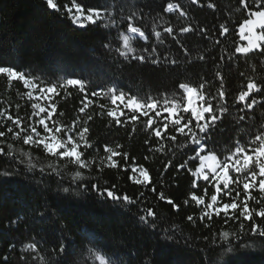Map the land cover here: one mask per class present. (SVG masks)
<instances>
[{
    "label": "trees",
    "instance_id": "1",
    "mask_svg": "<svg viewBox=\"0 0 264 264\" xmlns=\"http://www.w3.org/2000/svg\"><path fill=\"white\" fill-rule=\"evenodd\" d=\"M56 2L60 5V12L49 9L46 0H0V66H15L17 70L43 77L46 82L56 81L62 76L88 81L86 91L89 99L96 103L86 113H79L84 93L76 87H69L67 93L70 95L62 90L61 96L56 97L57 112L64 113V116L57 115L56 118L70 125L79 116V126L82 127L87 116H93L88 124L93 148L87 150L86 156L95 158L100 164L101 157L107 155L104 145L115 148L120 144L123 147L119 151L127 152L128 159L114 157L116 167L105 166V161L99 169L96 165L83 169L85 179L77 183L88 184L91 181L101 188L115 185L113 190L117 194H127L137 203H116L98 196L94 191L77 189L76 183L71 181L75 166L65 168L63 161L58 163L55 158L45 156L42 149H29L22 141H13L9 134L4 139L13 143L15 157L0 156V172L8 170L16 174L0 176V258L8 256V264H44L31 259L35 253L21 251L24 243L35 240L47 264H92L87 249L94 247L109 253L114 264H264V238L241 234L239 239H235L230 235L229 244L219 237L221 230L238 232V222L230 221L225 225L222 216L213 217L212 222L205 221L209 225L205 227L199 219L195 223L186 219L188 215L198 218L201 208L191 201L185 206L184 200L192 191L203 194L205 184L200 181V188L192 189L194 178L188 168L194 170L198 159L189 161L186 168L177 167L188 156L194 155L190 148L178 147L186 142L184 137L178 135L175 144L166 136L160 140L150 131H144V117L136 125L135 132L132 123L117 126L106 114L98 115L101 111L98 104L112 107L110 99L90 95L91 91H99L102 87L116 86L141 96L152 94L162 100L165 93H178L179 83L198 86L204 81L208 82L206 91L214 95L219 87L215 65L220 62V56L234 52L235 46L242 43L238 34L239 24L246 17L239 0H199L197 4H193L192 0H77L85 8L115 9L114 15L122 12L127 16L135 11L142 16L146 33H151L153 22L158 24V31L171 23L177 33L180 27L191 24L193 32L177 36L183 48L164 34L165 42L158 50L170 53L178 62L163 67L123 61L114 51L120 43L115 28L93 25L80 28L71 23L64 10V5L71 4V0ZM168 2L179 3L188 16L180 18L178 13L164 12ZM209 3H214L215 8H209ZM221 23L230 29L226 37L219 35ZM121 28H126V23ZM200 28L205 29L206 34H201ZM217 39L221 44L215 43ZM109 43L112 44L111 51L105 48ZM157 43L152 36L148 41H136V46L150 48ZM184 48L189 49L192 57L205 55V60L188 63ZM219 70L225 76V100L229 112L219 122L208 143L218 155L223 156L226 154L225 146H231L239 137V129H246L249 125L259 128L264 123V107L257 105L253 111L241 112L243 105L235 101L239 92L244 90L248 77L264 82V56L253 53L247 58L238 55L232 61L225 59ZM241 72L244 76L240 75ZM26 91L18 81H14L9 88L6 78L0 76V108H9L12 115L23 117L25 124L31 115L30 105L34 102L24 95ZM241 114L246 119L237 124L236 118ZM6 126L0 131L6 130ZM169 134L175 133L170 129ZM145 140L149 142L145 144ZM160 143L165 144V149L155 151ZM3 146L7 151L6 144ZM21 151H31V162L37 165L34 170L28 171V160L21 157ZM169 161L172 164L165 170ZM49 164L57 168L59 176L48 168ZM139 165L149 171L152 183L148 187L134 182L136 173L132 172V167ZM41 167L46 169L44 173L40 172ZM64 187H70L72 191L65 193L62 191ZM152 188L156 191L153 192ZM140 192H144L143 197L139 196ZM161 192L180 205L179 211L169 205L167 199L158 198ZM211 194L210 188L209 196ZM253 195L259 196V193L254 192ZM45 206L52 211L41 217L35 210H43ZM148 207L157 214L158 227L155 230L145 227L138 220L141 209ZM18 216L22 219L16 225H10L9 221ZM257 222L264 226V222ZM250 223L246 222V227ZM163 229L169 230L168 234L173 237L171 240L163 239ZM61 243L65 244V251H53ZM10 245H15V250H11ZM233 246L235 251L228 254L227 249ZM21 255H26L27 259L22 260Z\"/></svg>",
    "mask_w": 264,
    "mask_h": 264
},
{
    "label": "snow or ice",
    "instance_id": "2",
    "mask_svg": "<svg viewBox=\"0 0 264 264\" xmlns=\"http://www.w3.org/2000/svg\"><path fill=\"white\" fill-rule=\"evenodd\" d=\"M193 4L199 3V0H192ZM47 7L56 12H60V5L56 0H46ZM240 7L243 9V14L246 18L239 24L240 39L246 41L244 44H237L234 52L227 53L226 56H220L219 63L215 65V78L219 81V87L216 93L210 94L206 91L207 81L199 83L198 86L190 83H179V92H173L171 95L164 94L161 100L158 96L146 94L141 96L133 94L131 91L120 89L116 86L100 88L99 91H91V97L109 98L112 107H108L104 103H99L98 107L101 110L98 115H105L114 121L115 125L121 126L128 123L133 124V132L136 131V125L140 122L141 117L146 118L144 131H150L151 134L160 140L166 139L173 144L177 142V136L184 137L186 142L179 144V148H190L194 155L188 158L178 168H186L189 161L199 160L198 165L193 170L188 168L192 181V189L200 188V181H203L205 186L202 193L198 195L196 191L189 194V198L184 200V205L188 206L189 201L193 202L196 207L201 208L199 217L188 215L186 219L189 222L195 223L197 219L208 227V223L213 221V217H223V223L227 225L230 221L239 223V231L229 233V231L221 230L219 237L231 243L229 237L239 239L240 235H251L253 237L264 238V226L257 221L264 222V123L259 128L255 125H249L246 129H239V137L233 141L231 146H225V155L217 154V151L209 145L212 140L213 133L219 127V122L229 112L226 104L225 92V76L219 70L225 59L232 61L236 56L249 57L250 54L264 56V0H239ZM209 8H215L214 3L207 5ZM64 10L67 13V18L72 24L86 28L89 25L103 27L105 29L115 28L118 33L119 46L114 48V51L123 58V61L131 63L136 61L139 64L150 63L154 66L163 67L164 65H175L177 59L172 58L171 54H165L159 51L160 45L165 42V36L170 37L182 48L184 47L181 40L177 38L178 34L183 35L194 31L191 24L179 28L178 33L174 29L173 24L168 23L162 31H158V24L152 23L151 33H146L145 24L141 15L133 11L127 16L122 12H114L117 10L108 7H88L77 0H71V4H65ZM239 10V9H238ZM166 13H178L180 18L188 16L179 3L168 2L163 9ZM119 15V19H117ZM161 21L163 18H158ZM126 23V28H121V25ZM219 35L226 37L230 29L226 24L219 25ZM201 34H206V30L199 29ZM152 36L158 42L156 45L149 47L136 46V41H148ZM217 45L221 41H215ZM105 48L113 50L112 44H106ZM184 55L188 57V63L196 61H204L205 55L190 56L189 49L184 48ZM244 76V73H240ZM0 76L7 80V85L10 88L14 81L21 82L23 87L27 89L24 95L31 101V115L28 117V122L25 124L24 118L19 115H12L9 108H0V128L6 126V130L0 131V156L14 158L13 143L6 142L4 138L11 135L13 141H22L24 146L29 149H42L43 154L47 157L55 158L59 163L63 161V167L69 165L75 166L76 170L71 175V181L76 183L77 189L85 191H94L98 196H103L105 199L125 205H135L136 199H133L127 194H117L113 189L105 187L101 188L98 183L91 181L88 184L77 183L85 179L83 169H89L93 165L99 169L101 165L107 161L105 166L116 167L117 162L114 157L122 156L124 160L128 159V153L119 151L123 146L117 144L115 148L105 144L104 152L107 154L101 157L100 164H97L95 158L89 159L86 156L87 150L93 148V143L89 138L90 128L89 121L93 120V116L88 115L87 119L81 124L79 116L74 119L71 124L62 123L57 119V115L64 116L63 112H57L56 97L61 96L62 90L67 93L69 87H76L81 93H84V99L80 101L81 107L79 113H86V110L96 103L95 100L89 99V94L86 89L89 87V82L79 78L59 77L56 81H45L43 77L26 73L17 70L15 66H0ZM203 80V77H201ZM70 95V93H67ZM238 104L243 105L241 112L253 111L257 105L264 107V82L248 77L244 90H241L235 97ZM215 102V103H214ZM10 107V106H9ZM19 109V105L16 106ZM123 118V119H121ZM246 116L241 114L236 118V123L240 124L245 121ZM11 122L8 124L7 122ZM170 129L175 134H169ZM255 129V131H253ZM167 134V135H166ZM149 141L145 140V144ZM6 144L7 151L3 145ZM165 144L160 143L155 151H163ZM169 151H172L169 148ZM203 153V154H202ZM21 157H26L28 160V171L34 170L37 165L32 163L31 151H21ZM88 155H91L88 153ZM147 159V157H145ZM23 163V159L20 161ZM169 161L167 167L171 166ZM48 168L59 176L60 172L53 165L49 164ZM45 168L41 167L40 172L44 173ZM132 172H138V178L135 183L148 187L152 183L149 171L142 165L133 166ZM16 173L5 170L0 172V176H11ZM212 189V194L209 196V189ZM153 192L155 188L151 189ZM243 196H242V192ZM63 192L69 193L72 191L70 187H64ZM258 192L259 196L253 195ZM140 197L144 196V192H140ZM160 200H166L169 205L179 211L180 205L175 204L170 198H166L161 192L158 197ZM230 201V202H226ZM255 205V206H254ZM41 217L52 210L45 208L43 210H35ZM22 218L17 217L15 220L9 221L10 225H16ZM138 220L145 227L155 230L157 229V214L153 208L141 209V214ZM246 222H251L246 227ZM165 236L163 239L171 240L172 235L168 234V229H163ZM216 243L215 240L212 241ZM11 250H15V245L9 246ZM248 248L251 245H243ZM22 253H35L31 257L32 260L43 261L47 264V260L43 255H40L41 249L38 243H24L21 246ZM63 253L65 244L61 243L58 249ZM89 256L92 264H114L109 253L101 250L99 247L88 248ZM235 251V246L229 247L227 253L231 254ZM22 260H26V255H21ZM9 257L2 256L0 264H8Z\"/></svg>",
    "mask_w": 264,
    "mask_h": 264
},
{
    "label": "rangeland",
    "instance_id": "3",
    "mask_svg": "<svg viewBox=\"0 0 264 264\" xmlns=\"http://www.w3.org/2000/svg\"><path fill=\"white\" fill-rule=\"evenodd\" d=\"M244 43H246V41H243L242 40V43L241 44H244ZM136 178H138V172L136 173Z\"/></svg>",
    "mask_w": 264,
    "mask_h": 264
}]
</instances>
